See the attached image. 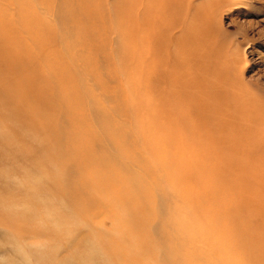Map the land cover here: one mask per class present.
I'll list each match as a JSON object with an SVG mask.
<instances>
[{"label":"rangeland","instance_id":"rangeland-1","mask_svg":"<svg viewBox=\"0 0 264 264\" xmlns=\"http://www.w3.org/2000/svg\"><path fill=\"white\" fill-rule=\"evenodd\" d=\"M14 1L46 44L13 48L21 82L77 59L52 130L42 90L25 121L0 80V264H264V0Z\"/></svg>","mask_w":264,"mask_h":264},{"label":"bare ground","instance_id":"bare-ground-1","mask_svg":"<svg viewBox=\"0 0 264 264\" xmlns=\"http://www.w3.org/2000/svg\"><path fill=\"white\" fill-rule=\"evenodd\" d=\"M12 1H14V0H12ZM19 1H22L23 5H24V7L18 8V11H19L18 14L19 15L23 16L25 13L30 14V12L31 13L33 12L32 9H29V7H28L29 0H19ZM30 1H35L37 3L43 2V0H30ZM80 1L82 2L83 0H80ZM144 1H146V0H144ZM14 2H16V0ZM126 3H127V1H126ZM67 5H68V3H67ZM68 7L70 9L69 12L73 13V14H71V17H74V15L76 13H80V12L83 13L86 8H88V9L85 12L91 13L92 16H94V15L96 16V15H99L101 13V10L99 9V7L96 4L93 6L85 5V8H84L83 4H81V6L79 5V7H72L71 8L70 5H68ZM43 9H45L46 11H52V12L56 11L55 7H54V9L49 8L48 4H47V6L43 7ZM145 13H147V12H145ZM0 14H1L0 15V53H1L0 56H2V57H0V80H7L6 92L8 94L10 93L11 97L14 96L16 94V92H19L17 94L19 101H17V99H16L17 96L15 98H13L15 100H11L13 103H15V105H17L16 113H15V111L13 112L14 116L16 117V115H19L20 118H23L25 121H27V118H29L28 114L30 115V111L35 106L34 103L39 98L42 100L44 99V98H42L43 97L42 95H41V97L39 96V94L43 91L50 98V100L44 99L43 103H42L43 104L42 108L39 107V110L41 111V114H44V116H46V117L49 115L53 116V120H51L50 123H47L48 129L52 130L53 128H55L57 126H62L61 119H59L60 123L58 122V119H57V123H55L54 116L59 117L60 114L62 113V110H63L62 107L65 104L64 99H66V97H65L66 95H65V91L62 90L63 89L62 87H60L59 90L55 89L54 80L58 78V80L64 84H66L67 81L70 82L72 80L71 76L74 75V72L72 71V66L70 67L69 63H70L72 56H73L72 55V53H73L72 49L76 48V42H69V46L68 45L66 46V48H68V49L65 48V45L62 46V50H60L61 53L58 55H56L55 53L53 54L52 50L46 49V47H44L46 50H49L46 56L47 57L52 56V57L49 58V64L48 65H50V66H48V69H46L47 76L44 78H47V79L44 81L43 85H42V82H40V84L37 82H32V81L21 82V80H22L21 77L23 76L22 75L23 71L20 70V66L23 67V64H24V66L26 67V66H29V64L32 65L31 64L32 62H36L35 60H33V58H36L35 54L32 55L31 59H28L27 57L21 58L18 54L17 58H13L12 60L10 59V55L13 52V48H15V45H16V50H22L23 48L28 49L29 46L26 45L27 42L21 41L20 39L23 37L24 38L27 37L25 35H28V38L30 37V39H31V37H32L31 33L33 34L35 32H34V30L32 32V27L30 28L28 26H25L23 24L24 22L21 23L22 20L19 21L18 18L13 20L11 17H7V15H5V11H4V14H2L1 12H0ZM95 16H94V18H95ZM41 26L44 28V26H47V25L43 23ZM39 34H40V31L38 34H36L37 36H35L39 40V42L37 41L38 46H39V51L36 50L35 51L36 54L40 53V44L46 46V44L43 42V40L40 39L41 37ZM41 35H42V33H41ZM32 39H34V38H32ZM28 45H29V42H28ZM49 52L51 53V55H49ZM3 53L7 54L6 58H3V55H4ZM66 57L69 60V61L67 60V63H65ZM75 59H77V57L73 56V60H75ZM50 67H52V69ZM5 69H7V70H5ZM53 90H57V92H53ZM21 93L24 94V96L23 95L21 96L20 95ZM48 94H50V95H48ZM89 106H90V104H89ZM87 108H88V104H87ZM86 155H87L86 159L93 156L92 153H87ZM78 158H79V156H78ZM93 163L94 164L98 163L99 166H105L106 165L107 167H110V169L113 166L112 165L113 163L112 162L109 163L108 160L104 161L102 159L98 160L96 158H94ZM114 167H116V166L114 165ZM120 172L123 173L124 176L128 175V174H126V171H124V170H121ZM129 176H133V175H131V173H129ZM122 179L123 178H119L118 176H116L114 174L113 176H111L109 178V182L110 183L114 182V184L116 186H122L121 187L122 193H126V195L122 196V198H121V199H123V204H125L127 206L135 204L137 207H140L142 205L141 200L145 201L147 199H145V197H143L142 195L140 196V194H136L132 190L130 193L129 192L130 189H133V188L138 189L137 185L135 183L134 184H131V183L128 184L127 182L124 183V181ZM118 184H120V185H118ZM137 198H139V199L141 198V200L140 201L136 200ZM131 213L135 214V212H132V211H131ZM135 215H132V216L135 217ZM125 221H127V220H125Z\"/></svg>","mask_w":264,"mask_h":264}]
</instances>
